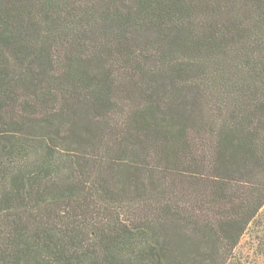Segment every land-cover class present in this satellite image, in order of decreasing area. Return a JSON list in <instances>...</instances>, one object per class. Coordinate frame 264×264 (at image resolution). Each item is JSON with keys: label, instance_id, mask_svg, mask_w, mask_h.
<instances>
[{"label": "trees", "instance_id": "obj_1", "mask_svg": "<svg viewBox=\"0 0 264 264\" xmlns=\"http://www.w3.org/2000/svg\"><path fill=\"white\" fill-rule=\"evenodd\" d=\"M264 264V0H0V264Z\"/></svg>", "mask_w": 264, "mask_h": 264}, {"label": "rangeland", "instance_id": "obj_2", "mask_svg": "<svg viewBox=\"0 0 264 264\" xmlns=\"http://www.w3.org/2000/svg\"><path fill=\"white\" fill-rule=\"evenodd\" d=\"M252 244L253 242L249 237H246L242 241L241 246L237 250V261L235 264H253L251 262L252 252L250 250Z\"/></svg>", "mask_w": 264, "mask_h": 264}]
</instances>
